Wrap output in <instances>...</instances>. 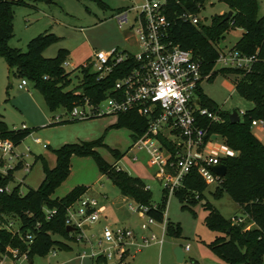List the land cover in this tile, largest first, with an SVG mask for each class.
<instances>
[{"label": "trees", "instance_id": "trees-1", "mask_svg": "<svg viewBox=\"0 0 264 264\" xmlns=\"http://www.w3.org/2000/svg\"><path fill=\"white\" fill-rule=\"evenodd\" d=\"M206 1L165 0L163 12L171 20L168 38L181 48L191 50L194 58L201 62L202 74H209L208 79L215 73L212 70L218 57L216 46L230 29L236 27L242 29L240 38L232 48L242 55L255 57L249 70L233 67H221L217 70L221 74L237 76L236 92L240 97L253 103V107L244 112L239 121L230 122L229 112L221 110L202 88L197 89L201 105L218 113L221 118L220 122L203 118L199 120V124L207 128L208 134L217 133L221 136L232 150L231 155L222 159L226 166V174L219 180L212 196L219 199L227 193L254 226L247 228L244 220L233 223L231 218H225L207 202L204 204L207 211L204 223L209 229L221 233L209 243V247L229 264H264V144L251 130L252 120L264 121V15L261 18L257 17L256 0H222L232 11L228 19H225L227 12L212 15L208 24L201 19L197 24H192L189 20L179 18L183 12L200 14ZM21 2L22 0H0V58L13 69L12 76L17 74L21 79L31 81L52 111L57 109L69 111L73 106L82 104L84 98H88L91 104H97L113 95L114 82L127 74L134 65L132 55L129 54L127 59L114 66L101 78L93 71L89 59L85 67H80L78 91L67 89L72 81V71H66L62 63L67 59L69 51L60 48L54 57L46 58L42 55L47 46L58 40L54 33L44 32L32 38L25 51L9 46V40L14 34L12 6ZM120 11L121 8L117 9L115 14ZM116 117L117 121L110 127L125 126L133 132L134 139L147 128L146 118L137 109L118 113ZM33 130L29 127L9 129L4 121L0 120V139H8L16 146ZM153 136L171 152V159H174L179 143L161 133H155ZM99 145H102L100 138L66 143L53 150L55 165L51 168L47 166L44 157L39 156L43 165V177L37 188H29L24 194L20 193L19 185L9 191L5 190L12 177V169L22 168V162L8 169L6 175L0 176V223H7L13 217L18 222V231L14 234L0 229V255L8 252L9 244L20 253L26 251L29 261H32L35 254L39 256L47 254L52 247L69 249L66 242L54 238L53 235L70 241L75 240L73 235L78 233L79 229L73 232L66 231V209L79 200L87 189L84 186H75L62 197L51 196L68 176L72 155H92L101 175L111 181L121 195L133 199L139 206L146 207L148 216L157 222H163L168 200L166 189H162L160 202L153 204L152 193L145 181L138 176L129 175L116 164L107 163L96 151ZM112 154L117 159L122 156L116 150H112ZM156 178L160 181L158 176ZM207 187L208 184L194 166L185 175L182 186L175 190L173 195L180 200L183 207L187 204L195 205ZM44 209H54L55 212L47 216ZM166 228L169 235L175 234L170 225ZM27 233L33 235L31 243L25 239ZM105 260L98 257L95 262L104 264ZM193 263L197 264L196 261Z\"/></svg>", "mask_w": 264, "mask_h": 264}, {"label": "rangeland", "instance_id": "rangeland-1", "mask_svg": "<svg viewBox=\"0 0 264 264\" xmlns=\"http://www.w3.org/2000/svg\"><path fill=\"white\" fill-rule=\"evenodd\" d=\"M145 0H22L20 4L12 6L13 37L9 40V46L25 51L29 40L44 32H52L58 40L47 46L42 55L46 58L54 57L60 48L69 51L65 64L66 71H72V81L67 89L78 91L80 81V67H85L88 60L97 50L109 51L114 47L127 49L138 53L134 20L135 12L128 13V22L118 25L115 11L131 5H141ZM258 4L257 17L264 15V0H256ZM227 4L222 0H207L199 14L201 20L208 24L214 14L228 12ZM241 28L230 29L224 34V38L217 44V48L224 50L232 47L240 38ZM221 68L216 62L211 79L205 78L201 82L203 92L217 103L221 110L246 112L253 107V103L240 97L235 90L237 76L233 74H221L217 70ZM21 77L17 74L9 79V67L5 60L0 58V120L4 121L9 129L20 128L22 124L34 129L23 141L16 146L15 151L23 152L26 146L31 153L24 157L22 168H13L11 179L6 188L12 189L19 185L20 193L24 194L29 188H37L43 177V165L39 156L44 157L48 167L55 165L54 149L66 143H78L81 141H93L101 139L102 145L96 147L99 155L109 164H116L131 176H144L142 178L148 185L152 196L151 202H160L162 198V184L155 177L156 166L146 151L137 150L132 146L134 142L133 132L125 127H110L117 121L116 115H104L83 120H70L63 109L52 111L48 108L40 92L28 81L24 89L18 87ZM61 115L62 122H55L54 116ZM252 132L264 144V125L251 127ZM36 138L35 143L33 139ZM45 145V148L42 146ZM112 150H116L122 156L117 159ZM136 155L137 160L132 157ZM38 157V158H37ZM20 161H7L15 166ZM70 172L66 179L56 188L51 197H62L75 186L86 187L85 195L94 196L99 203L105 204L108 219L103 223L98 221L83 233L74 234V241L64 239L56 234L54 238L62 240L69 245L68 250L58 247L50 248L45 255L35 254L32 257L33 264H95L90 258H81L79 255L89 252L94 241L101 234V228L105 225L116 226L124 223L131 224L137 229L145 217L130 210L129 205L137 207L138 204L131 198L120 194L118 188L101 175L92 155H72ZM4 164L1 160L0 165ZM25 164L29 170L25 171ZM4 174V173H3ZM0 176L2 172L0 171ZM214 184H209L202 193V197L195 205L182 206L180 200L173 194L168 196L164 213L166 227L170 225L175 234L166 233L162 245L152 243L136 253L133 258L125 257L121 261L114 258L106 259L104 264H119L126 261L127 264H184L178 263L174 255V247H184L189 244L185 259L187 262L197 259V264H229L214 253L209 243L220 232L209 229L205 223L207 211L204 204L211 203L225 218L231 216H243L244 223L249 228L253 224L240 211L227 193L219 199L212 196ZM102 218V217H101ZM101 220V219H100ZM13 222L11 229L7 227ZM162 222L153 226L154 231L160 233ZM18 225L17 220L9 219L6 223H0V229H5L14 234ZM78 237H81L78 240ZM77 239V240H76ZM7 247V253L0 255V264H28L26 251L14 256ZM23 254L26 255L23 258ZM264 261V253H263ZM240 264V263H239Z\"/></svg>", "mask_w": 264, "mask_h": 264}, {"label": "built area", "instance_id": "built-area-1", "mask_svg": "<svg viewBox=\"0 0 264 264\" xmlns=\"http://www.w3.org/2000/svg\"><path fill=\"white\" fill-rule=\"evenodd\" d=\"M164 3L165 0H145L136 11L134 20L138 53L113 48L109 51L97 50L90 57L92 69L98 73V78L127 59L129 54L134 58V65L128 73L114 82L113 95L97 104H91L88 98H84L82 104L64 111L70 120H83L137 109L146 118L147 128L143 134L134 139L132 146L147 152L156 166L155 177L160 178L162 189H166L169 196L182 186L183 178L194 166L208 185H218L222 177L210 170L209 166L222 163V159L231 155L232 150L221 136L217 133L208 134L207 128L199 124V120L203 118L212 122L221 121L218 113L201 105L197 95L202 80L208 78L209 74H202L201 62L194 58L191 50L181 48L168 38L171 20L163 12ZM115 15L119 26L128 22L126 12ZM179 18L189 20L192 24H197L201 19L199 14L186 12L181 13ZM217 51L216 62L220 63L221 67L249 70L255 59L254 55H242L232 47L224 50L217 48ZM66 60L62 63L63 67L65 64L68 65ZM27 84V79L22 78L18 87L24 89ZM243 114L244 111H240L239 117ZM54 120L60 122L63 119L61 115H55ZM251 125L260 127L264 125V121L254 119ZM23 128L27 126L22 124L20 129ZM155 133H161L179 143L174 159H171V152L153 136ZM33 141L36 143L37 139L34 138ZM42 146L45 148V145ZM15 148L16 145L10 140L0 139V161L4 162L0 165L2 176L7 174L8 169L13 168L7 161L20 159L18 162H22L24 157L31 153L29 146L20 153L16 152ZM132 160L136 161L137 156L134 155ZM24 169L28 171L29 165L25 164ZM5 190L10 189L5 188ZM129 207L131 211L145 217L138 229L126 225L103 226L100 236L92 241L89 252L83 251L79 255L81 258L95 261L98 257H103L121 261L125 257H133L152 243L162 245L166 233L165 216L160 233H157L153 229L156 220L146 214V207L139 205L137 207L129 205ZM104 210L105 206L100 204L96 197L84 194L67 207L65 224L83 233L86 230L83 225L90 226L96 223ZM44 211L47 216L55 212L54 209H44ZM230 218L233 223L244 220V217L239 215ZM12 226L11 221L7 227L11 229ZM25 239L31 243L33 235L27 233ZM78 239L80 240L81 237ZM182 249L186 253L189 244ZM8 250L15 257L22 254L17 248ZM22 257L25 258L26 255L23 254ZM184 259V264H194Z\"/></svg>", "mask_w": 264, "mask_h": 264}, {"label": "water", "instance_id": "water-1", "mask_svg": "<svg viewBox=\"0 0 264 264\" xmlns=\"http://www.w3.org/2000/svg\"><path fill=\"white\" fill-rule=\"evenodd\" d=\"M232 14V11L231 10H228L226 16H225V19H228ZM12 75H13V69L12 68H9V79L11 81L12 79ZM229 120L230 122H237L240 120V117H239V114L237 111H232L231 113H229ZM210 170H212L215 174H217L219 177H224L225 174H226V166L224 163H218V164H215V165H210L209 166ZM83 228H89V226L87 225H83ZM66 231L67 232H73L75 231V228L72 227V226H69L67 225L66 226ZM174 255L176 257V261L178 263H183V259H184V251L182 249L181 246H175L174 247ZM28 264H33V262L30 260L28 262Z\"/></svg>", "mask_w": 264, "mask_h": 264}, {"label": "crops", "instance_id": "crops-1", "mask_svg": "<svg viewBox=\"0 0 264 264\" xmlns=\"http://www.w3.org/2000/svg\"><path fill=\"white\" fill-rule=\"evenodd\" d=\"M139 6H140V4L139 5H131V6H127V7H124V8H121L122 9V11H120V12H126L127 14L129 13V12H131V11H134L135 12V14H136V11L138 10V8H139ZM242 34V33H241ZM114 48H118V47H114ZM229 48H231V47H229ZM113 49V48H112ZM123 50H127V49H125V48H123ZM129 51V50H128ZM259 139V138H258ZM261 140V139H260ZM262 141V140H261ZM139 177H144V176H139ZM126 197V196H125ZM100 204H103V203H100ZM104 206H105V204H103ZM106 210H107V208H106V206H105V210H104V212H102V214H101V216H100V218H99V220L98 221H102L103 223L108 219V215L106 214ZM238 216V215H237ZM240 216V215H239ZM102 217V218H101ZM101 219V220H100ZM97 221V222H98ZM122 225H126V226H131L132 227V225L131 224H128V223H124V224H122ZM91 226V225H90ZM90 226H89V228H86V230H88V229H90ZM138 229V228H137ZM93 241V240H92ZM134 257V256H133ZM133 257H128V258H133ZM194 261H197V259L196 258H192ZM124 263H126V261L124 262Z\"/></svg>", "mask_w": 264, "mask_h": 264}]
</instances>
